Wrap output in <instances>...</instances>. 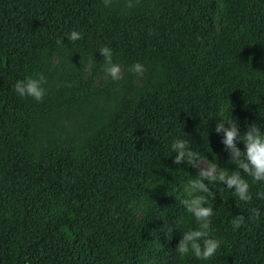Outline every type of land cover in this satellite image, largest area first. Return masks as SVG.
Segmentation results:
<instances>
[{
  "label": "trees",
  "instance_id": "trees-1",
  "mask_svg": "<svg viewBox=\"0 0 264 264\" xmlns=\"http://www.w3.org/2000/svg\"><path fill=\"white\" fill-rule=\"evenodd\" d=\"M36 74L43 99L17 96ZM230 111L241 132L264 123V0H0V264H264V182L249 176L246 203L209 183L216 254L174 251L195 226L180 199L197 169L170 144L232 170L213 130Z\"/></svg>",
  "mask_w": 264,
  "mask_h": 264
},
{
  "label": "clouds",
  "instance_id": "clouds-1",
  "mask_svg": "<svg viewBox=\"0 0 264 264\" xmlns=\"http://www.w3.org/2000/svg\"><path fill=\"white\" fill-rule=\"evenodd\" d=\"M104 3L108 4L109 0H104ZM81 35V32L73 29L64 37H67L68 41H77ZM98 52L105 62V75L114 82L121 80V65L112 60V49L105 45L99 47ZM127 71L141 76L145 71V65L135 61L128 66ZM44 84L45 78L42 74L27 75L14 82L13 90L21 98L31 97L35 101H41L46 94ZM221 112L223 113L224 110L222 109ZM245 129L244 132H241L237 118L231 115V111L230 114L219 115L215 122L213 130L217 134L222 133L220 143L228 154V161L235 164L232 170L224 169L217 163H208L203 167L198 166L194 162L199 160L198 153L192 150L186 139L175 137L170 144L174 153L173 164L180 165L181 162H184L197 169L195 177L188 181L185 195L180 199V204L186 212L191 214L195 223L194 227H188L182 231L174 248L181 258L190 253L198 260L207 261L216 254L220 247V240L211 235L210 229L211 218L214 215L213 206L208 203V196L211 195L210 182H220L231 191L235 199L245 203L253 198L249 181L245 176L251 177L253 184L264 182V123L245 122ZM238 142H242V150L237 146ZM255 197L264 200V190H257ZM249 213V220L261 216L259 208H251ZM244 222V215L237 214L233 215L230 224L233 230H237ZM171 227L173 226L168 228L169 231H171Z\"/></svg>",
  "mask_w": 264,
  "mask_h": 264
},
{
  "label": "rangeland",
  "instance_id": "rangeland-1",
  "mask_svg": "<svg viewBox=\"0 0 264 264\" xmlns=\"http://www.w3.org/2000/svg\"><path fill=\"white\" fill-rule=\"evenodd\" d=\"M203 165H201V167H202Z\"/></svg>",
  "mask_w": 264,
  "mask_h": 264
}]
</instances>
